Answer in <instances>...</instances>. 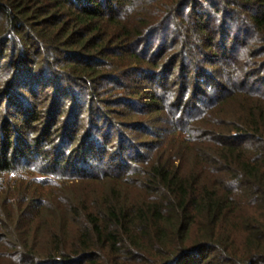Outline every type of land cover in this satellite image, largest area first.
<instances>
[{"label": "trees", "instance_id": "obj_1", "mask_svg": "<svg viewBox=\"0 0 264 264\" xmlns=\"http://www.w3.org/2000/svg\"><path fill=\"white\" fill-rule=\"evenodd\" d=\"M0 264H264V0H0Z\"/></svg>", "mask_w": 264, "mask_h": 264}]
</instances>
